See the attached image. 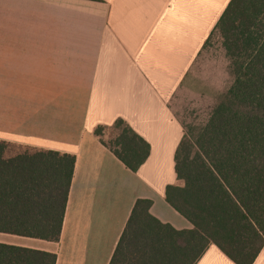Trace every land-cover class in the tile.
<instances>
[{
    "label": "crops",
    "instance_id": "crops-1",
    "mask_svg": "<svg viewBox=\"0 0 264 264\" xmlns=\"http://www.w3.org/2000/svg\"><path fill=\"white\" fill-rule=\"evenodd\" d=\"M230 1L0 0V61L19 64L0 66V140L76 159L59 241L0 233V244L53 253L55 264H108L137 199L191 228L165 201L167 186H182L174 157L185 125L172 101L194 66L209 65L199 59ZM116 120L149 145L136 172L94 134ZM196 264L235 263L210 245Z\"/></svg>",
    "mask_w": 264,
    "mask_h": 264
},
{
    "label": "trees",
    "instance_id": "trees-1",
    "mask_svg": "<svg viewBox=\"0 0 264 264\" xmlns=\"http://www.w3.org/2000/svg\"><path fill=\"white\" fill-rule=\"evenodd\" d=\"M214 34L231 83L206 123L185 131L174 157L182 186L165 190L191 228L160 222L151 201L137 199L108 264H196L210 245L235 264H253L264 246V0H231L205 46ZM94 134L131 172L149 155L122 120ZM9 147L0 140V233L57 243L75 156ZM55 262L53 253L0 244V264Z\"/></svg>",
    "mask_w": 264,
    "mask_h": 264
},
{
    "label": "rangeland",
    "instance_id": "rangeland-1",
    "mask_svg": "<svg viewBox=\"0 0 264 264\" xmlns=\"http://www.w3.org/2000/svg\"><path fill=\"white\" fill-rule=\"evenodd\" d=\"M217 36L214 34L211 37L199 59L200 62L205 61L209 65L194 66L191 78L187 79L186 84L172 101L173 109L189 135L206 123L216 99L231 83L228 66H221L219 62L221 39ZM2 49L0 48V59L4 57L1 55L4 52ZM0 66H19V64L14 61H0ZM108 136V132H105L103 139H107Z\"/></svg>",
    "mask_w": 264,
    "mask_h": 264
}]
</instances>
